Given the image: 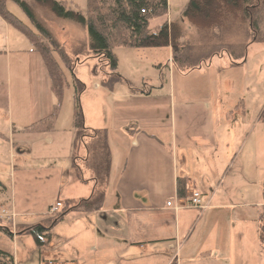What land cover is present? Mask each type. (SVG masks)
I'll return each mask as SVG.
<instances>
[{"label": "rangeland", "instance_id": "obj_1", "mask_svg": "<svg viewBox=\"0 0 264 264\" xmlns=\"http://www.w3.org/2000/svg\"><path fill=\"white\" fill-rule=\"evenodd\" d=\"M22 1L31 6L37 20L63 51L68 68H72L70 71L55 56L65 81L56 129L72 128L78 104L84 121L91 115L102 130L97 137L85 139L89 150V161L81 164L85 179L94 178L97 191L110 188L123 165L128 145L126 140H121L120 134L113 132L118 107L127 102L119 96L130 94V89H149L154 94H172L186 103L194 102L195 105L175 110L176 116L182 113L189 119L191 140L204 142L213 132L220 147L230 146L224 153L225 167H217L220 194L224 203L232 206L219 213L222 221L217 264H264V242L258 228V221H264V0H260V8L254 15V26L227 18L223 30L208 33L181 22V13L189 0H170L168 17L180 25L182 32L177 61L172 64L170 47H116L113 53L117 59V76L121 79L111 86H107L111 81L108 69L101 67L94 58L85 29L55 18L47 10L35 6L33 0ZM57 1L66 2L86 14V0ZM6 8L37 33L15 3L8 1ZM168 17L166 20L171 23ZM161 22L152 21L151 31ZM200 102L208 104L210 111L206 113ZM211 115L218 117L216 121L209 118ZM116 139L119 141L117 150L113 145ZM53 152L56 151L43 147L48 159ZM13 153L16 152L6 146L0 148V181L6 189L0 196V228L6 230L0 229V249L11 253L15 264H32L46 247L36 248L32 237L23 231L54 217V214L48 217L44 214L48 204L54 205L58 196L51 183L46 184L36 177L53 172L39 171L43 163L34 161L28 169H22L13 160ZM218 159L223 160L220 156ZM12 165L15 168L13 180L9 175ZM206 190L204 194H208ZM10 201L16 205L14 215L8 208ZM62 225H55L52 232Z\"/></svg>", "mask_w": 264, "mask_h": 264}, {"label": "crops", "instance_id": "obj_2", "mask_svg": "<svg viewBox=\"0 0 264 264\" xmlns=\"http://www.w3.org/2000/svg\"><path fill=\"white\" fill-rule=\"evenodd\" d=\"M130 91L119 96L127 102L119 105V117L114 118L113 132L128 145L123 165L113 185L97 191V182L85 179L82 171L89 150L85 140L76 141L73 126L57 130L58 113L51 130L37 128L54 113L51 81L40 55L0 16V148L16 152L12 158L22 169L34 161L43 163L39 171L53 172L36 177L51 183L60 208L95 197L100 202L92 212L69 214L61 222L63 227L53 233V242L32 264H217L219 213L232 208L220 194L217 167H225L224 153L230 146L220 147L213 132L204 142L191 140L189 119L182 113L176 116L175 110L196 103L149 89ZM200 103L206 113L210 111L208 104ZM209 118L216 121L218 117ZM88 120L94 125L86 126ZM83 122L88 129L102 131L91 115ZM113 145L117 150L119 141ZM43 147L56 152L48 159ZM178 179L185 182L181 199ZM193 192L201 196L199 209L187 206ZM55 204H48L45 216L53 215L49 211ZM8 208L14 215L16 205L10 201ZM263 222L258 221V228L264 242Z\"/></svg>", "mask_w": 264, "mask_h": 264}, {"label": "trees", "instance_id": "obj_3", "mask_svg": "<svg viewBox=\"0 0 264 264\" xmlns=\"http://www.w3.org/2000/svg\"><path fill=\"white\" fill-rule=\"evenodd\" d=\"M8 1L15 3L26 14L37 33L7 10ZM260 2V0H189L181 13V22H187L191 27L203 33L223 30V24L227 22V18L240 20L242 24L249 22L254 26L256 22L253 18L260 8ZM33 3L50 12L55 18L73 23L86 30L94 58L98 60L101 67L108 69L107 76L111 77L107 86L121 79L117 76V59L113 53L116 47L129 49L170 47L173 53L172 64L179 57L177 53H181L179 48V40L182 36L180 25L177 22L168 23L166 20L168 0H86L85 15L62 1L33 0ZM0 16L29 41L33 50L40 55L43 61L51 81L55 107L53 115L48 120L37 124V128L49 131L53 128L57 118L65 87L64 76L55 56H58L67 68L69 62L52 35L37 20L33 9L26 2L0 0ZM154 20L162 22L154 31H151L150 24ZM68 69L72 71V68ZM78 85H80L79 82ZM130 90L133 91V89ZM83 120L82 110L77 104L72 123L77 142L95 138L99 134L98 131L86 128ZM5 190L0 181V196ZM185 194V182L178 179L177 196L181 199L185 197ZM99 205V198L95 197L81 200L73 206H62L63 210L54 214V217L48 218L45 224L25 228L23 232L32 237L36 248L43 249L53 242L55 236L52 229L55 225L64 221L69 214L92 212ZM261 230L264 238V222ZM0 264H14L13 256L0 250Z\"/></svg>", "mask_w": 264, "mask_h": 264}, {"label": "built area", "instance_id": "obj_4", "mask_svg": "<svg viewBox=\"0 0 264 264\" xmlns=\"http://www.w3.org/2000/svg\"><path fill=\"white\" fill-rule=\"evenodd\" d=\"M171 206V203L168 202L166 203V207H170ZM187 206L189 208H192V209H199L200 206H201V196L199 193L197 192H193L189 201H188V204ZM61 207V204L60 203H56L54 207H52L49 211L50 214H56L58 213L59 209ZM3 214H4V211H3ZM41 264H57L55 262H45V263H41Z\"/></svg>", "mask_w": 264, "mask_h": 264}]
</instances>
